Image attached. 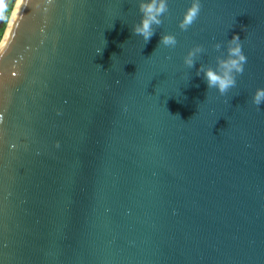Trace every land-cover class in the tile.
<instances>
[{
	"label": "water",
	"instance_id": "1",
	"mask_svg": "<svg viewBox=\"0 0 264 264\" xmlns=\"http://www.w3.org/2000/svg\"><path fill=\"white\" fill-rule=\"evenodd\" d=\"M190 2L168 0L145 44L139 0H16L0 41V264H264V0H200L181 31ZM234 34L247 62L222 96L196 70Z\"/></svg>",
	"mask_w": 264,
	"mask_h": 264
},
{
	"label": "clouds",
	"instance_id": "2",
	"mask_svg": "<svg viewBox=\"0 0 264 264\" xmlns=\"http://www.w3.org/2000/svg\"><path fill=\"white\" fill-rule=\"evenodd\" d=\"M51 2L52 0H48V3ZM3 8L4 2L0 0V9ZM138 10L141 14V19L132 26L131 33L134 36L141 37L147 44L155 35L156 29L162 25V17H166L169 13L168 0H139ZM200 11V0H191L190 6L183 12L182 19L179 21V29L187 31L197 21ZM158 44L173 48L177 44V39L173 34H163L160 36ZM214 48L219 51L221 44H215ZM203 52L204 49L201 45H196L189 49L183 58L185 66L188 68L195 67L197 58ZM246 62L247 57L242 50L241 39L239 35L234 34L227 41L226 54L222 53L216 56L215 67L201 64L196 70V75L201 76L203 74L202 78L207 85V89H216L223 96L236 86V77L243 73ZM252 103L257 108L264 104V88L255 90Z\"/></svg>",
	"mask_w": 264,
	"mask_h": 264
},
{
	"label": "rangeland",
	"instance_id": "3",
	"mask_svg": "<svg viewBox=\"0 0 264 264\" xmlns=\"http://www.w3.org/2000/svg\"><path fill=\"white\" fill-rule=\"evenodd\" d=\"M16 0H6L4 4V9L2 11V14L0 16V41L3 37L5 28L8 24V21L12 15L13 8L15 5Z\"/></svg>",
	"mask_w": 264,
	"mask_h": 264
},
{
	"label": "trees",
	"instance_id": "4",
	"mask_svg": "<svg viewBox=\"0 0 264 264\" xmlns=\"http://www.w3.org/2000/svg\"><path fill=\"white\" fill-rule=\"evenodd\" d=\"M5 1H6V0H3L4 4H5ZM3 9H4V8H3ZM3 9H0V16H1V14H2Z\"/></svg>",
	"mask_w": 264,
	"mask_h": 264
},
{
	"label": "bare ground",
	"instance_id": "5",
	"mask_svg": "<svg viewBox=\"0 0 264 264\" xmlns=\"http://www.w3.org/2000/svg\"><path fill=\"white\" fill-rule=\"evenodd\" d=\"M11 18V17H10Z\"/></svg>",
	"mask_w": 264,
	"mask_h": 264
}]
</instances>
